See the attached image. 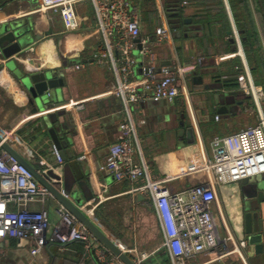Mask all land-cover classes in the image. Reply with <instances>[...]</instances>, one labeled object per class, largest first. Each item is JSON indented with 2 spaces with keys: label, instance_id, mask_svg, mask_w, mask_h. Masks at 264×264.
<instances>
[{
  "label": "crops",
  "instance_id": "crops-1",
  "mask_svg": "<svg viewBox=\"0 0 264 264\" xmlns=\"http://www.w3.org/2000/svg\"><path fill=\"white\" fill-rule=\"evenodd\" d=\"M133 1L140 10L143 37L155 42L158 28L168 26L172 30L170 38L154 44L155 70L162 65L180 70L189 88V101L184 95L173 101L147 99L132 109L135 120H145L138 128V140L152 179L163 180L172 191L183 190L206 181L197 127L210 155L214 136L232 134L259 121L258 108L242 85L249 74L264 90V2L164 0L163 9L156 11L144 9L143 2L148 0ZM86 3L77 6L84 19L81 28L68 31L55 14L36 11L39 0H0V24L21 20L28 26L30 38L22 52L10 59L0 50V134L30 162L58 166L55 169L61 173L63 162L43 118L57 109L33 113L27 90L15 72L53 70L64 81L61 97L65 104L79 102L59 107L66 111L59 122L61 133L72 140L67 148L77 153L74 159L81 162L87 183L81 188L71 182L78 190L80 208L136 263L174 264L163 246L156 212L144 194L133 190V182L116 180L103 167L127 113L122 99L112 92L118 77L111 59L95 56L101 36ZM88 5L93 6L91 2ZM140 49L138 44L134 50L137 62L130 82L142 79L148 64ZM12 59L15 70L7 65ZM221 94L232 102L225 99L228 111L220 113L215 96ZM261 108L264 115V100ZM217 190L235 240L245 242L240 249L246 262L236 253L218 258L213 252L185 264H264V250L256 253L244 239L243 185H220ZM86 193L93 199L85 198ZM44 205L50 215L47 244L33 254V240L0 239V251L11 254L8 264H107L113 260L114 254L104 245L106 259L102 258V249L94 241L90 249L81 240L57 242L54 232L61 227L57 213L61 203L52 195ZM30 206L39 209L43 205L34 202ZM88 207L94 208L93 214L88 213Z\"/></svg>",
  "mask_w": 264,
  "mask_h": 264
},
{
  "label": "built area",
  "instance_id": "built-area-1",
  "mask_svg": "<svg viewBox=\"0 0 264 264\" xmlns=\"http://www.w3.org/2000/svg\"><path fill=\"white\" fill-rule=\"evenodd\" d=\"M82 1H89L94 7L95 30L101 36L95 56L111 59L118 77L112 92L122 99L127 113V118L120 125L117 142L111 146L103 167L116 180L133 182V190L144 194L147 204L156 212L164 237L163 246L169 251L174 264H185L200 254L213 252L218 258L236 253L245 261L240 249L245 242L235 240L221 210L217 187L264 174L262 86L256 85L249 74L242 85L243 91L252 97L258 108V123L232 134L214 136L210 140V155L206 154L196 125L206 181L172 191L163 180L152 179L138 140V128L145 120H135L132 114V109L147 99L173 101L180 95H184L187 101L190 99L189 88L181 79L180 70H171L167 65L155 70L152 56L154 44L170 38L172 30L168 26L158 28L155 42L143 37L140 10L133 0H39L36 11L58 15L66 30L78 31L84 20L77 9ZM138 44H141L139 52L148 57V64L144 68V77L130 82L137 62L134 50ZM71 104L79 102L71 101L62 107ZM51 196V192L36 180L25 165L0 149V239L33 240L35 246L32 253L36 254L47 244L50 215L44 204ZM34 202L43 206L32 208L30 204ZM214 205L227 233L225 236L220 233ZM93 210L87 209L90 214ZM57 213L61 221L60 229L54 232L57 242L67 244L81 240L90 249L94 241L102 249L100 256L106 259V248L66 207L60 205ZM141 262L139 260L137 264ZM107 264L124 263L114 255Z\"/></svg>",
  "mask_w": 264,
  "mask_h": 264
},
{
  "label": "water",
  "instance_id": "water-1",
  "mask_svg": "<svg viewBox=\"0 0 264 264\" xmlns=\"http://www.w3.org/2000/svg\"><path fill=\"white\" fill-rule=\"evenodd\" d=\"M28 29V26L21 20H11L0 24V50L4 58L10 59L16 53L22 52V49L27 45L26 42L30 39ZM137 41L140 42V40ZM139 45L141 46V44ZM7 63L10 68L15 70L14 59ZM170 69L174 70V68ZM15 72L20 83L27 90L29 100L34 106L33 113L43 110L49 111L53 108L57 109L53 112H47L43 118L63 162L62 174L55 169L58 166L45 167L40 162H30L13 146L12 142L1 134L0 149L13 156L18 163L25 165L33 173L36 180L44 185L61 205L66 207L99 242L124 264H137L78 204L80 201L77 195L78 190L75 191L72 188L71 182L73 184L78 183L81 188H85L87 183L84 181L81 162L74 159V155H77V153L74 151V154L67 148L72 142L71 138L69 136L64 137L63 132L61 133L62 124H60L59 118L66 114L63 108H59L66 103L61 97V87L64 86V81L57 78L55 72L51 69H41L32 73L21 72L20 70H15ZM215 98L219 105L217 111L220 113L227 112L228 109L224 105L225 99L232 102V98H226L225 94L217 95ZM189 133H192V129L189 130ZM71 171H73V176H71ZM251 178H244L240 181L243 185V196L245 198L244 239L254 247L256 253H260L264 250V174L257 175L254 180H251ZM85 198L90 201L93 199V195L86 193ZM10 257V253L4 254L0 251V264H8Z\"/></svg>",
  "mask_w": 264,
  "mask_h": 264
},
{
  "label": "rangeland",
  "instance_id": "rangeland-1",
  "mask_svg": "<svg viewBox=\"0 0 264 264\" xmlns=\"http://www.w3.org/2000/svg\"><path fill=\"white\" fill-rule=\"evenodd\" d=\"M83 2L86 3V2H89V1H82V2H80V4L83 3ZM89 3H86L85 4L86 5V10L89 13L91 12V14L93 15L94 14V8H93V6L92 7H89V5H88ZM143 3H144V9L145 10H152L153 9V10H156L157 11V8L158 7L163 9V6H165L164 0H148V1H144ZM56 16H58V15H56ZM58 17L60 18V21L62 23V26L64 27L61 17L60 16H58ZM259 175H261V174H259ZM251 177H252L251 180H254L257 177V175L251 176ZM213 210H214V213H215V215L217 217V224H218V227L220 228V233H221L222 236H225L227 233L224 230V227H223V224L221 222V219H220V216H219L217 207L214 206L213 207Z\"/></svg>",
  "mask_w": 264,
  "mask_h": 264
},
{
  "label": "trees",
  "instance_id": "trees-1",
  "mask_svg": "<svg viewBox=\"0 0 264 264\" xmlns=\"http://www.w3.org/2000/svg\"><path fill=\"white\" fill-rule=\"evenodd\" d=\"M102 244V243H101ZM103 245V244H102ZM110 252V251H109ZM110 253H112V252H110Z\"/></svg>",
  "mask_w": 264,
  "mask_h": 264
},
{
  "label": "flooded vegetation",
  "instance_id": "flooded-vegetation-1",
  "mask_svg": "<svg viewBox=\"0 0 264 264\" xmlns=\"http://www.w3.org/2000/svg\"><path fill=\"white\" fill-rule=\"evenodd\" d=\"M263 2H264V0H263Z\"/></svg>",
  "mask_w": 264,
  "mask_h": 264
}]
</instances>
